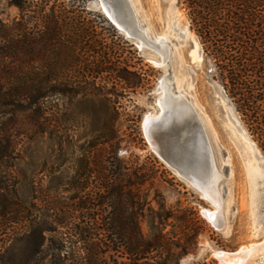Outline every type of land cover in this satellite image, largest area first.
I'll return each mask as SVG.
<instances>
[{
	"label": "rangeland",
	"instance_id": "1",
	"mask_svg": "<svg viewBox=\"0 0 264 264\" xmlns=\"http://www.w3.org/2000/svg\"><path fill=\"white\" fill-rule=\"evenodd\" d=\"M102 3L24 1L27 9L41 7L45 12L52 6L83 5L91 24L77 63L53 61L49 66L55 73L52 84L64 83L67 91L42 104L50 129L33 134L19 147L13 166L14 199L26 209L15 227L7 228L6 216L0 215V264H49L51 250L58 245L57 232L62 230L52 221L56 208L64 205L66 215L72 213L78 217L75 223L88 227L89 217L111 210L108 205L95 206L93 199L100 194L102 182H111L119 173L124 175L125 188L140 199L136 211L145 237L163 230L180 238L179 216L185 215L187 230L196 234L189 245L192 250L179 264H225L218 253L226 260L235 252L261 245L264 170L259 154L264 156L215 77L212 60L203 53L181 1L129 0L139 28L149 39H167L170 50L163 64L156 62L162 53L126 34ZM109 8L112 12L114 6ZM20 14L12 0H0L1 22L10 23ZM38 24L43 30L44 23ZM196 49L203 55L200 59L194 57ZM43 65L38 57L37 68ZM169 73L172 90L183 91L208 144V174L199 182L183 172L192 152L189 140L178 138L182 131L164 138L159 132L166 129L158 124L148 123L144 129L149 114H160L158 120L168 116L167 106L160 105V82ZM150 129L157 133L150 134ZM79 197L86 200L83 208H76ZM164 210L172 213L168 219L160 217ZM209 212L219 214L214 223L206 216ZM113 259L121 260L116 255ZM232 260L233 264H264V253L249 262L240 263L241 257Z\"/></svg>",
	"mask_w": 264,
	"mask_h": 264
},
{
	"label": "trees",
	"instance_id": "2",
	"mask_svg": "<svg viewBox=\"0 0 264 264\" xmlns=\"http://www.w3.org/2000/svg\"><path fill=\"white\" fill-rule=\"evenodd\" d=\"M24 1L12 0L20 10L18 18L0 21V215L6 216L7 228L15 227L26 209L14 199L13 166L19 147L33 134L50 129L42 104L67 91L63 82L58 87L52 84L55 73L49 66L53 61L77 63L91 24L83 5L52 6L45 12L41 7L27 9ZM180 1L203 53L212 60L215 77L264 156V0ZM39 22L44 23L43 30ZM38 57L44 63L41 70L36 66ZM123 182L121 173L102 182L94 205H108L111 210L89 217L88 227L75 223L78 217L72 213L66 215L64 205L56 208L52 221L62 230L57 232L58 245L51 250L49 264H179L192 250L189 245L196 233L187 230L183 213L180 238L163 230L145 237L136 211L140 199ZM85 204L79 197L76 208ZM164 211L160 217L168 219L172 213Z\"/></svg>",
	"mask_w": 264,
	"mask_h": 264
},
{
	"label": "water",
	"instance_id": "3",
	"mask_svg": "<svg viewBox=\"0 0 264 264\" xmlns=\"http://www.w3.org/2000/svg\"><path fill=\"white\" fill-rule=\"evenodd\" d=\"M108 11V15L110 18L113 20H116V22L123 24L120 28L126 32V34L130 36H135L137 38V31H140L143 36L146 37V32L142 31L141 28H139L136 16L130 6L129 0H101ZM110 5L114 6V11H110ZM130 20L131 25L135 28V30H128L125 27V22H128ZM124 26V27H123ZM144 43L143 45H145ZM171 77L170 73L169 76H164L162 78V81L160 82L161 84H166V87L168 88L167 90L168 95H172L173 91L172 85L173 82H169V78ZM161 90V86H160ZM162 92V91H161ZM186 99V98H185ZM164 106H167L168 110V116L165 117L164 120H155V119H149L146 124L152 123L155 125H159L160 129H166V132H159L161 137L164 138H169L170 134L174 131H182L181 133L177 134L179 140H184L187 141L189 140V148L188 150H191L192 152V157L187 159L185 161L184 167H183V172L185 174H189L191 178L197 179V181L203 180L207 174H208V169H207V158H206V153L205 149L208 151V144L206 141V137L203 132V128L201 125L200 120L196 116V113L190 103L186 100V102L189 105V110L182 111L180 108L177 109V114L174 112L176 110L175 108H172L171 106L169 107V102L167 101V98H164ZM170 110V111H169ZM166 111L164 110V113ZM165 114V115H166ZM233 121L236 123H239L237 117L232 118ZM237 125V124H236ZM244 132V130H243ZM149 133H157L155 130L150 129ZM170 133V134H168ZM168 149V148H167ZM260 162L262 164V168L264 170V159L262 155L259 154ZM208 163V162H207ZM240 253L235 252L232 254L230 259H236L238 258Z\"/></svg>",
	"mask_w": 264,
	"mask_h": 264
},
{
	"label": "bare ground",
	"instance_id": "4",
	"mask_svg": "<svg viewBox=\"0 0 264 264\" xmlns=\"http://www.w3.org/2000/svg\"><path fill=\"white\" fill-rule=\"evenodd\" d=\"M102 5H104V3H102ZM104 8H105V10H106V12L108 13V11H107V9H106V7H105V5H104ZM116 21V20H115ZM118 23V22H117ZM120 24V23H119ZM121 26L123 25V24H120ZM124 27V26H123ZM125 27L128 29V30H135V28L131 25V22H130V20L128 21V22H125ZM141 30L142 31H144L142 28H141ZM137 33V37H139V39H140V44H141V46L144 44V43H146V44H149L150 46H152V47H154V48H156L157 50H159L161 53H162V55H163V58H161L159 61L157 60L156 62L158 63V64H163L164 62H163V60H164V58H166L167 57V55H168V51L170 50L169 49V45H168V42L165 40V38H160V37H156L155 38V40H151V39H149V37L147 36V34H146V37L145 36H143L142 35V33L140 32V31H137L136 32ZM144 46V45H143ZM155 49V50H156ZM196 53H195V58L196 59H200L201 57H203V55L201 56V53L200 54H198V51H197V49H196V51H195ZM170 53V52H169ZM170 55V54H169ZM167 59V58H166ZM152 62H153V60H151ZM201 61V60H200ZM155 62V61H154ZM161 62H163V63H161ZM156 64V63H155ZM170 82V81H169ZM173 86V85H172ZM161 91H162V97H161V99H160V105L162 106V105H164V98L166 99L167 98V101L169 102V107L171 106L172 108H175L176 110H174V112L177 114V109H181L182 111H185V110H189V105H188V103L186 102V100H187V97L185 96V94L183 93V91L181 92V91H176V92H172L171 91V96L170 95H168V88L166 87V84L164 85V84H161ZM186 98V99H185ZM165 107V106H164ZM162 109H163V112L161 113V114H163L164 113V108L162 107ZM166 110V109H165ZM170 111V110H169ZM159 116H161L160 114L158 115H153V114H149L148 116H147V118H146V120H145V123H144V129H145V125H146V122L149 120V119H155V118H158ZM163 118H165L164 117V114H163ZM162 118L160 117V120H161ZM156 120H158V119H156ZM213 169V168H212ZM215 170V169H214ZM216 172H217V170H215ZM214 171V173H216ZM212 172V171H211ZM210 172V173H211ZM210 175V174H209ZM213 176H214V174H213ZM218 176H219V173H218ZM212 177V176H211ZM214 178V177H213ZM202 181V180H201ZM206 182H209V180L208 181H206ZM203 183V182H202ZM205 186L207 185V184H204ZM202 186V185H201ZM214 186H216V185H214ZM210 188V187H209ZM212 188V187H211ZM216 188V187H215ZM216 190V189H215ZM213 192V191H212ZM211 193V192H210ZM216 194V193H215ZM209 197H210V195H209ZM212 197V196H211ZM213 198V197H212ZM219 212V211H218ZM219 214L217 213V212H209V213H207L206 214V216H207V218L212 222V223H214L215 222V219H216V217L218 216ZM264 253V242H262V244L261 245H257V246H251V247H249L248 249H247V251L246 250H240V251H238V253H240V255H239V257H241V262L240 263H242V262H249V261H251V260H253V258H255L256 256H257V254L258 253ZM218 256H220L221 257V260H223L224 262H225V264H233V263H231V259H229V258H227L226 260H225V258H224V256H221V254H217ZM231 255V254H230ZM242 256H243V260H242ZM239 257L238 258H236L235 260L233 259L232 260V262L233 261H238V259H239ZM259 257V256H258Z\"/></svg>",
	"mask_w": 264,
	"mask_h": 264
}]
</instances>
